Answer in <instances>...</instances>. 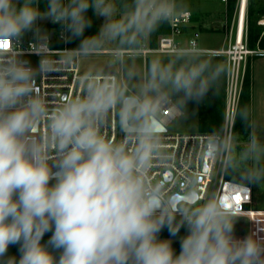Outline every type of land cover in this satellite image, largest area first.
Listing matches in <instances>:
<instances>
[{
    "label": "clouds",
    "instance_id": "1",
    "mask_svg": "<svg viewBox=\"0 0 264 264\" xmlns=\"http://www.w3.org/2000/svg\"><path fill=\"white\" fill-rule=\"evenodd\" d=\"M90 8L104 23L85 37ZM182 10L177 0H121L119 6L117 0H46L43 11L39 0H0V45L21 44L32 32L34 54L41 55L47 42L40 43L37 22L47 19L70 33L69 42L83 37L60 64L112 45L111 63L119 66L118 73L84 72L78 94L50 111L35 77L54 62L44 57L34 68L15 47L0 48V264H264V237H234L238 213L230 200L213 195L201 202L192 191L177 208L148 180L166 148L164 111L184 116L188 102L202 101L228 71L205 58L195 42L173 50L167 62L152 59L143 76L129 66L125 53L131 58ZM250 115L245 107L229 122L230 129L237 119L251 129L241 151L232 131L214 134L205 146L226 171H239L244 186L264 183V143ZM110 121L124 133L120 142L101 132ZM41 124L45 131L36 137ZM182 227L187 234L177 254L172 240L159 234L167 228L176 236ZM17 244L18 261L6 255Z\"/></svg>",
    "mask_w": 264,
    "mask_h": 264
},
{
    "label": "built area",
    "instance_id": "2",
    "mask_svg": "<svg viewBox=\"0 0 264 264\" xmlns=\"http://www.w3.org/2000/svg\"><path fill=\"white\" fill-rule=\"evenodd\" d=\"M227 4L228 0H220ZM244 0H239L233 20L227 26L226 41L228 46L221 49H205L199 46L195 37L189 40V45L183 46L178 42V36L183 33L186 25L191 22L193 12L182 10L181 15L170 22L171 32L160 37L156 46L144 43L143 47L134 54L142 56L145 60L150 55H169L177 48H188L195 42L199 51L203 54H220L227 58V89L228 100L225 112V123L220 132H188L171 133L168 125L179 116H172L168 110L163 113L167 130L162 136V143L166 146L162 157L153 162V167L148 175V180L152 184H158L166 199L171 195H186L196 191L199 199H204L213 195H219L230 200L238 213L237 217L246 218L250 222L249 231L246 234L234 235L236 239H244L248 235L264 237V209L254 207L253 189L250 185L244 186L243 182L229 179L220 160L207 158L205 167V146L208 139L214 134L227 135L230 129L229 122L233 115L237 113L241 88L249 64V58L259 51L249 46L248 42V20L247 7L248 0L243 5ZM258 24L264 27V16L258 20ZM55 36V35H54ZM261 36H264V28ZM59 38L65 41L63 47H53L50 34L41 37L40 43L47 42V48L41 49V55L34 54L38 47L35 38L22 39L21 44L8 47L0 46L5 51L15 47V53L21 59L27 60L32 67H37L41 58L47 57L52 60V70L46 74L35 77V90L43 97L49 110H53L62 103L63 97H74L79 92L78 79L84 73L81 69V58L74 61L72 65L64 66L59 63V58L64 55L67 49H72L67 45L68 35L63 28L59 33ZM98 53L114 54V49H102ZM129 53H125L127 55ZM46 125L41 124L34 136L43 135ZM102 134L107 138L120 142L124 139V133L114 121H110L107 126L101 129ZM55 153H50V162H54ZM240 197V202H236V197ZM187 201L179 200L177 208L185 205ZM182 204V205H180Z\"/></svg>",
    "mask_w": 264,
    "mask_h": 264
},
{
    "label": "rangeland",
    "instance_id": "3",
    "mask_svg": "<svg viewBox=\"0 0 264 264\" xmlns=\"http://www.w3.org/2000/svg\"><path fill=\"white\" fill-rule=\"evenodd\" d=\"M178 1L179 4L182 5L184 9L193 12L194 20L192 23H194L197 27L202 26V30L200 31V34L198 36L200 47H220L222 46L223 43H225L228 46V40L226 41V35H227L226 30L228 24L232 22L236 10L233 14L232 19L230 20L229 19L230 17L228 15L227 4L221 2L220 0H178ZM255 1L257 7L260 6L264 8V0H255ZM20 2H22V0H20ZM97 19H98L97 27L99 31L100 27L104 23V18L97 16ZM37 23L42 30L40 34L41 37L48 36L52 30L54 31L55 36L51 44L53 47H63L66 45L65 41L59 38V33L62 30V26L60 24H53L51 20H47V19L38 21ZM261 27L263 31L264 27L263 26ZM191 36L192 34L187 32L181 36H178L177 39L180 43L181 42L184 43L185 41L186 45H189V37ZM30 37H34V34L32 32L27 33L24 36V39H28ZM148 39L145 41V43L148 42ZM248 42H249V37H248ZM150 43H152L151 40ZM183 43L181 44L184 46ZM67 45H68V41H67ZM104 49H114V46L110 45L105 47ZM113 55L114 54L96 53L87 57H82L81 69L84 72L89 70L95 71V70L103 69L105 72L118 73L119 66L113 65L111 63L113 59ZM151 56H158V55H151ZM125 58L129 66L133 64L135 65L137 71L140 73L141 76L146 74L147 59L145 60L142 56L136 54H131V58H130V54H127L125 55ZM226 62H227V58H226ZM137 82L139 81L138 80L133 81V83H137ZM227 84H228V80L226 74V95H227L226 106L228 100ZM226 106H225V112H226ZM199 114H200L199 103L196 101H189L187 104L186 114L184 116L177 117L171 122L170 125H168L169 132L188 133V132L199 131L200 130ZM224 123H225V118H224ZM223 127L224 124L219 131H222ZM236 132L237 130L234 127V134L237 136L238 139V143L236 147V152L238 153L247 143L249 133L247 135H244L243 133L237 134ZM263 162L264 160L260 161V166H264ZM239 176H240L239 171L228 169L227 177L229 179L240 181ZM50 183H55V181H50ZM248 185H250L253 189L254 203H255L254 207L264 209V183L261 184L253 183ZM249 227H250V222L248 219L237 217V222L234 228V235L246 234L249 231Z\"/></svg>",
    "mask_w": 264,
    "mask_h": 264
},
{
    "label": "trees",
    "instance_id": "4",
    "mask_svg": "<svg viewBox=\"0 0 264 264\" xmlns=\"http://www.w3.org/2000/svg\"><path fill=\"white\" fill-rule=\"evenodd\" d=\"M121 0H117L118 6L120 4ZM127 2L131 3V0H127ZM178 4L179 1L177 0ZM239 0H228L227 3V9H228V15L229 19L231 20L233 17V14L237 8ZM255 0H248V7H247V20H248V37H249V46L251 48H254L258 42V40L261 38L262 33V27L258 24V20L262 18L264 15V8L260 6H256ZM39 7L41 11H43L46 7V0H39ZM183 10H186L183 8ZM89 19L92 21V25L90 28H87L85 30L84 36H92L95 35L98 32L97 27V16L94 14L93 9H89L86 13ZM194 20V14L191 19V22L185 26V31L192 34L193 37L196 38V35L200 34V31L202 30V26L197 27L194 23H192ZM55 24V23H53ZM170 26V23H163L160 25V27L154 32L153 34V40L152 45H157V34L159 32L167 31L168 27ZM68 35V46L71 48L78 47L81 38L71 39L69 42L70 33L67 32ZM260 44L264 45V38L260 40ZM160 57L167 62L169 55H158V56H149L147 58V67L150 64L151 60ZM205 58H210L213 63H223L227 67L226 57L220 54H204ZM226 74L227 72L222 75L218 83L215 85V89H212L208 92L207 96L199 103V110H200V130L202 132H220V128L224 124V118H225V106H226ZM216 91V92H215ZM247 107L251 113L250 115V121L252 122V78H251V68L250 64H248L246 69L245 78L243 81L240 98H239V106L238 110ZM238 112V111H237ZM235 128L238 133H243L244 135H247L250 128L246 127L245 124L240 121L239 119L236 120ZM179 219V217H178ZM187 234L186 228L182 227L176 236H171L168 229L164 228L160 234L159 239L166 240L171 239L172 240V247L175 250V252L178 254L180 251V238L185 236ZM51 236V233H46L43 237L41 243H46ZM19 244L17 245H10L7 251V257H15L17 261L20 258V251H19ZM54 255H59V253H54Z\"/></svg>",
    "mask_w": 264,
    "mask_h": 264
},
{
    "label": "crops",
    "instance_id": "5",
    "mask_svg": "<svg viewBox=\"0 0 264 264\" xmlns=\"http://www.w3.org/2000/svg\"><path fill=\"white\" fill-rule=\"evenodd\" d=\"M170 32H171L170 26L168 27L167 31L159 32L157 34V43L160 37L164 35H168L170 34ZM184 33H187L185 29L183 30V33L181 35H183ZM198 36L199 35L197 34L196 35L197 41H198ZM192 37L193 36L189 37V40ZM262 37L263 36H261V38L258 40L256 46L252 48L254 50H258L259 52L249 58V64L251 68V78H252V123L255 124V131L257 136L259 137L260 141L264 143V45L260 44V40L262 39ZM149 39L152 42L153 34L150 35ZM149 39L147 43L150 46H153L152 43H150ZM183 44L184 46H187L185 41ZM226 46L227 45L223 43L222 46L220 47H203V48L221 49V48H225Z\"/></svg>",
    "mask_w": 264,
    "mask_h": 264
},
{
    "label": "water",
    "instance_id": "6",
    "mask_svg": "<svg viewBox=\"0 0 264 264\" xmlns=\"http://www.w3.org/2000/svg\"><path fill=\"white\" fill-rule=\"evenodd\" d=\"M50 36H51V38H54V31H53V30L51 31ZM166 130H167V128L165 127V131H166ZM207 158H208V156L205 155V167L207 166V163H206ZM190 193H191V192H190ZM190 193H189V194H190ZM189 194H186V195L173 194V195L170 196L169 199H170L175 205H177V202H178L179 200H185V201H187L185 198H186Z\"/></svg>",
    "mask_w": 264,
    "mask_h": 264
},
{
    "label": "snow or ice",
    "instance_id": "7",
    "mask_svg": "<svg viewBox=\"0 0 264 264\" xmlns=\"http://www.w3.org/2000/svg\"><path fill=\"white\" fill-rule=\"evenodd\" d=\"M0 46H3V47H8L9 46V43L8 42H5L4 44L0 45ZM236 202L239 203L240 202V197L237 196L236 198Z\"/></svg>",
    "mask_w": 264,
    "mask_h": 264
},
{
    "label": "bare ground",
    "instance_id": "8",
    "mask_svg": "<svg viewBox=\"0 0 264 264\" xmlns=\"http://www.w3.org/2000/svg\"><path fill=\"white\" fill-rule=\"evenodd\" d=\"M246 0L243 1V5H245Z\"/></svg>",
    "mask_w": 264,
    "mask_h": 264
}]
</instances>
